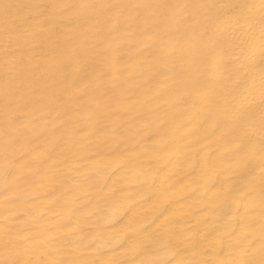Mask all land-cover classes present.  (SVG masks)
<instances>
[{
    "label": "bare ground",
    "instance_id": "obj_1",
    "mask_svg": "<svg viewBox=\"0 0 264 264\" xmlns=\"http://www.w3.org/2000/svg\"><path fill=\"white\" fill-rule=\"evenodd\" d=\"M0 264H264V0H0Z\"/></svg>",
    "mask_w": 264,
    "mask_h": 264
}]
</instances>
